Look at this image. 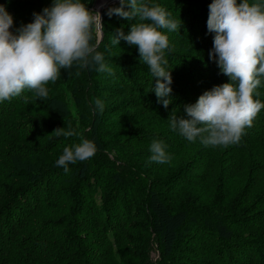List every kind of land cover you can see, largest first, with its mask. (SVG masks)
<instances>
[{"label":"trees","instance_id":"1","mask_svg":"<svg viewBox=\"0 0 264 264\" xmlns=\"http://www.w3.org/2000/svg\"><path fill=\"white\" fill-rule=\"evenodd\" d=\"M83 1L92 5V0ZM145 2L182 21L176 31L160 29L170 44L165 58L173 83L167 109L153 92L155 78L138 48L123 39L113 42L119 31L127 35L136 21L109 17L108 11L104 39L98 44L94 31L92 44L99 45L96 51L113 73L97 71L92 63L74 64L45 85L46 98L25 90L0 101V264H111L120 248L127 249L123 264H264V135L257 133L264 132V109L238 143L194 150L168 119L174 110L187 119V105L215 86L230 83L209 57L215 33L208 31L207 20L213 0ZM46 3L0 0L13 18V33L32 23L34 13L49 8ZM254 98L264 103V78ZM97 99L104 104L103 112L95 105ZM141 121L158 131L132 133ZM60 128L76 135L53 134ZM81 139L94 142L96 154L68 164L65 172L56 161L64 147ZM154 140L170 151L186 144L187 152L205 163L191 171L204 169L206 174L191 173L198 177H184L178 181L180 190H172L165 179L167 163L150 159ZM115 147L122 150L113 154ZM234 164L237 171L220 173L230 183L246 180V194L228 205L223 193L215 205L189 199L199 186L210 184L214 172ZM248 166L249 173L242 172ZM142 204L146 207L140 209ZM144 221L148 226L141 228ZM165 224L175 225L172 240ZM155 241L161 249L157 262L149 253Z\"/></svg>","mask_w":264,"mask_h":264},{"label":"clouds","instance_id":"2","mask_svg":"<svg viewBox=\"0 0 264 264\" xmlns=\"http://www.w3.org/2000/svg\"><path fill=\"white\" fill-rule=\"evenodd\" d=\"M120 7L109 8L107 14L136 22L125 35L119 31L113 42L125 40L139 50L155 78L154 93L167 109L173 83L165 52L169 49L168 36L160 29L176 31L182 26L171 18L162 7L150 5L145 0H119ZM125 5L130 11H125ZM34 21L11 31L13 18L0 4V101L18 97L25 90L46 98L45 87L55 82L62 69L74 64L87 67L98 65L97 71L113 73L103 62V54L92 44L94 31H103L101 13L91 11L80 0H53V5L42 13H34ZM207 29L215 33L210 59L217 63L221 73L230 83L215 86L198 98L194 105H187L188 119L177 117L175 110L168 119L172 129L189 141L197 137L211 146L238 143L244 130L251 127L255 117L264 109V103L254 98L256 89L264 78V0H213L209 5ZM91 58V59H89ZM27 101V97L25 98ZM101 112L104 104L95 101ZM53 134L66 137L74 131L57 129ZM162 142L150 145V159L166 163L169 159ZM96 153V145L88 139L64 147L56 161L68 171L67 165L85 161Z\"/></svg>","mask_w":264,"mask_h":264},{"label":"rangeland","instance_id":"3","mask_svg":"<svg viewBox=\"0 0 264 264\" xmlns=\"http://www.w3.org/2000/svg\"><path fill=\"white\" fill-rule=\"evenodd\" d=\"M45 1L47 3H50V7L53 5V0H44V2ZM80 2L87 5L83 0H80ZM91 2H92V5L91 6L87 5V6L91 11H98L101 13L102 25H103V18H104L105 12L108 11V9L111 8L112 6L114 7L117 5V8L120 7L119 0H92ZM238 2H240V1H238ZM252 2H255V1L249 0V3H252ZM126 6L127 5H125V8H126ZM116 17H120V16H116ZM103 27H104V25H103ZM110 29L112 31L116 30L115 28H110ZM97 34H98V44H99L104 39V30L102 32L97 31ZM98 44H97L96 48L99 46ZM111 45L115 47V45L113 43H111ZM186 118L188 119L189 117L186 116ZM146 128L148 129V131L150 133L158 131V129H154V127L150 126L145 121H141L132 130V133H140L142 130H144ZM257 133L264 135L263 131L257 132ZM191 142H195V143H191ZM191 142H189V143L194 150H199L201 147L204 146V144L198 140L191 141ZM187 147L188 146H186V144H185L178 151H174V150L170 151V149L167 150L166 148H164L167 156L169 157L168 161L166 162L167 167H168V173H167L165 179L168 181L169 184H172V190H174V191L180 190L181 187L178 185V181L180 179H182L184 177H187L189 179H191V178L193 179L194 177H198L196 175H192L191 173H203L204 175L206 174L204 169H201L197 172L191 171L192 168L199 166V165H202L204 163V160L201 161L200 158H193V155H194L193 152H187ZM120 150H122L120 147H115V149L113 150L112 153L116 154ZM82 162H85V161H82ZM188 163H190L191 168H188L189 167ZM236 168H238V167L236 164H234L233 167H229L225 171L218 170L217 172H214L215 174L211 176L210 184H205V185L199 186V189L196 192L193 191L191 196H189V199L193 200V199L198 197L199 200H201L202 202H204L206 204H212V205H215V203L217 202L219 193H223V195L228 199V201L226 202V205H228L230 202L235 201L236 199H239L243 194H246L247 190L250 188L247 186L246 180H244V181H233L232 180L233 183H230L228 181V179L223 178L224 175H221V173H220V172H223V173H227V175H229L231 173L230 170H233V172H235V171H237ZM241 170H242V172L249 173V166L247 168L242 167ZM262 171H264V170H262ZM144 172L150 173L147 169H144ZM203 174H201V175H203ZM208 174H211V171H209ZM215 175H216V181H215V183H213L214 182L213 178L215 177ZM107 177H108V175H106L105 179L103 180L104 185L102 188L105 187V184H106L105 180ZM209 177H210V175H209ZM144 206L146 207V205L142 204V206H140V209L143 208ZM231 211L233 213H235L234 210H231ZM158 217H159V220H161L163 218V216L160 212H158ZM147 226H148V223L146 221H144L143 223L140 224L141 228H146ZM163 227H164L163 228L164 231H168L170 229V235L168 236V239L172 240L175 225H173L171 227V225L165 224ZM156 238H157V236L153 235L151 239L154 241ZM91 244H93L92 241H91ZM182 247L186 250L189 248V247H187L186 244ZM153 248H154V250H152ZM193 249L196 250L199 248H193ZM126 253H127V249L120 248V250L116 254H114V256L112 257L111 264H123L128 259V255ZM149 253H150V259H152L154 262H157L159 260L161 249H160L159 244L158 243L156 244V241L153 243L152 248H150ZM80 259H83V260H80V262H85L84 258H80Z\"/></svg>","mask_w":264,"mask_h":264}]
</instances>
